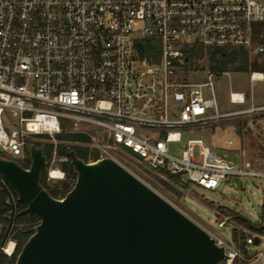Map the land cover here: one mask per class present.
<instances>
[{
	"label": "built area",
	"instance_id": "2783aa9c",
	"mask_svg": "<svg viewBox=\"0 0 264 264\" xmlns=\"http://www.w3.org/2000/svg\"><path fill=\"white\" fill-rule=\"evenodd\" d=\"M263 1L0 0V157L30 160L28 146L45 136L54 146L47 183L65 181L70 159L58 154L56 139L65 131L88 138L80 144L88 163L94 154L117 161L110 152H123L152 175L187 178L208 191L232 187L235 178H264L244 152L221 155L191 138L196 130L264 113V105L221 113L213 79L222 74L210 70L206 82L193 83L187 69L196 47L264 56ZM147 41L157 43L151 60L140 54ZM257 75L251 81L263 80ZM238 95L230 101L243 105L246 97ZM171 144L180 149L171 152ZM4 227L0 195V256L11 259L17 241L12 230L3 237ZM257 239L264 235L251 234L245 245ZM215 240L226 264L262 256Z\"/></svg>",
	"mask_w": 264,
	"mask_h": 264
},
{
	"label": "water",
	"instance_id": "95a60500",
	"mask_svg": "<svg viewBox=\"0 0 264 264\" xmlns=\"http://www.w3.org/2000/svg\"><path fill=\"white\" fill-rule=\"evenodd\" d=\"M31 165L24 168L0 157V190L12 210L5 239L19 215L39 223L15 264H222L228 257L215 238L112 158L79 159L66 146L77 179L61 199L41 185L47 167L43 148L28 146ZM9 187V188H8ZM259 240H256L258 243Z\"/></svg>",
	"mask_w": 264,
	"mask_h": 264
},
{
	"label": "rangeland",
	"instance_id": "374dc122",
	"mask_svg": "<svg viewBox=\"0 0 264 264\" xmlns=\"http://www.w3.org/2000/svg\"><path fill=\"white\" fill-rule=\"evenodd\" d=\"M226 53L230 56V59L232 56H236L237 60L228 64L226 73L213 79L220 112L247 110L252 106L264 105V78L259 81H251V73L235 70L242 63L241 59H239L242 53L238 50H230ZM246 55L252 61L256 59L260 65L264 66V56ZM210 66L211 62L207 55L199 60L192 58L187 66V69L191 70V82H206L208 76L205 73L211 70ZM232 93L244 94L246 102L243 105L231 103L230 95ZM204 95L206 98L212 96L210 90L207 89L204 90ZM67 129L71 130L72 128L69 126ZM57 138L58 136H56ZM191 138L202 139L208 147L221 155L231 151L244 152L246 158L251 161L253 169L264 174V113L242 116L223 121L203 130H196ZM37 139L49 145L47 137L40 136ZM187 140L188 136H185L183 144ZM228 141H232L233 146H227L226 142ZM169 149L171 152H177L180 149V145L171 144ZM110 155L209 234L223 240L226 246H231L234 249H238L239 246L245 255L251 257L256 254H262L254 261L243 262L237 260L235 264H264V240L252 246L245 245L246 238L251 234L264 235V178H235L232 182V187L223 184L217 191L204 190L188 183L187 178L177 184L173 181H168L178 192V194L173 195L161 185L160 181H167L166 178L150 175L145 167L134 164L123 152L111 151ZM50 159L49 157L48 160ZM229 160L235 164L239 163V160L234 155H230ZM17 163L23 167H30L31 165L28 159L17 160ZM46 172L47 169L43 171L44 174ZM220 207L227 208L236 215L247 219L253 228L238 225L232 216L223 215L219 209ZM221 221L227 222L223 228L219 227ZM234 228L237 229V242L233 239Z\"/></svg>",
	"mask_w": 264,
	"mask_h": 264
},
{
	"label": "trees",
	"instance_id": "16d2710c",
	"mask_svg": "<svg viewBox=\"0 0 264 264\" xmlns=\"http://www.w3.org/2000/svg\"><path fill=\"white\" fill-rule=\"evenodd\" d=\"M156 44L157 43H154L151 41L142 43L141 45L142 48L140 50L141 57L146 58L148 60H151L152 57H157L158 50H157ZM226 52L227 50L225 49L208 50L207 52H205L203 48L196 47L195 49L191 50L187 55L189 56V61L192 58L195 60H199V59H202L205 55H207L209 57V61L211 62V66H210L211 71L223 74L227 72L228 64L230 62H234L235 60H237L236 56H232V58L230 59L229 58L230 56H228ZM241 53L242 55L239 57V59H241L242 63L240 66L236 67L235 70L246 71L248 73L257 72V73L264 74V66L260 65L258 60L255 59L252 61L245 53L243 52ZM57 139L59 142L57 146V150L60 156L66 155V145L70 144L71 149L75 151L79 159L85 162L89 161L88 150L80 146V144L87 143L88 140L85 136L75 134V133L71 134V133H67L63 131L60 135H58ZM35 145L37 147L43 148L44 155L46 156L47 161H49L48 158L49 157L51 158L54 146L52 144L47 145L46 143H43L40 141H36ZM95 155L96 154L92 156L93 161H96L99 159V156L98 155L95 156ZM63 169L66 172V180L58 184L52 185V186H49L47 183V172L46 174L42 173V176H41V181H40L41 185L49 192V194L52 197L56 199L63 198L73 188V186L75 185L76 179H77V174L70 162L63 164ZM164 178H166L167 181H164V180L160 181L162 187L167 192L173 195L178 194L177 190L174 189L172 184H170L168 181H173L177 184V183L183 182V180L180 177L170 176V175H166L164 176ZM6 200H7V194L4 193L3 196L1 197L2 219H3L4 226H5L3 237L6 234L7 227L9 224V221L5 220L4 216L11 210V207L6 204ZM25 207L26 206L24 204H21V208H25ZM219 209L221 210L223 215L229 216V217L232 216L233 220L237 222L238 225L245 226L251 229L253 228V226L247 219L239 215H236L233 211L227 208H223V207H220ZM38 223H39V220L35 216H27V215L18 214L17 218L14 221V226L12 228V235L14 239L17 241V248H16L15 255L11 259L7 258L4 255H1L0 264H15L18 254L21 252L23 246L26 244V242L28 241L31 235L28 233V231L33 229ZM233 239L236 242L238 241L236 228L233 230Z\"/></svg>",
	"mask_w": 264,
	"mask_h": 264
},
{
	"label": "flooded vegetation",
	"instance_id": "af4514ba",
	"mask_svg": "<svg viewBox=\"0 0 264 264\" xmlns=\"http://www.w3.org/2000/svg\"><path fill=\"white\" fill-rule=\"evenodd\" d=\"M9 188V187H8ZM9 191H10V193L12 194V196H13V199H14V202H15V216H14V221H15V219L17 218V216H18V214L21 212V211H23L25 208H21V204H19L18 202H17V200H18V196H17V194L12 190V189H10L9 188ZM5 192L4 191H1V197L3 196V194H4ZM6 194V193H5ZM11 210H12V208H11ZM10 210V211H11ZM9 211V212H10ZM13 226H14V223H13Z\"/></svg>",
	"mask_w": 264,
	"mask_h": 264
},
{
	"label": "bare ground",
	"instance_id": "6f19581e",
	"mask_svg": "<svg viewBox=\"0 0 264 264\" xmlns=\"http://www.w3.org/2000/svg\"><path fill=\"white\" fill-rule=\"evenodd\" d=\"M256 77H258L259 79H263L264 78V76L261 73H259ZM233 94H234V98L236 100L240 98L238 94H236V93H233Z\"/></svg>",
	"mask_w": 264,
	"mask_h": 264
},
{
	"label": "crops",
	"instance_id": "0c3cea01",
	"mask_svg": "<svg viewBox=\"0 0 264 264\" xmlns=\"http://www.w3.org/2000/svg\"><path fill=\"white\" fill-rule=\"evenodd\" d=\"M259 74V73H258ZM262 74V73H261ZM263 76H264V74H262ZM246 151V150H245ZM231 152H233V151H231ZM246 154L248 155V153L246 152Z\"/></svg>",
	"mask_w": 264,
	"mask_h": 264
}]
</instances>
